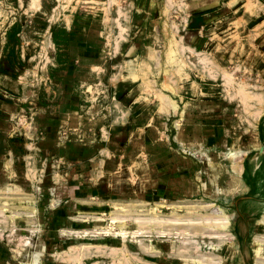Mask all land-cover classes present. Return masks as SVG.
<instances>
[{
    "label": "rangeland",
    "instance_id": "1",
    "mask_svg": "<svg viewBox=\"0 0 264 264\" xmlns=\"http://www.w3.org/2000/svg\"><path fill=\"white\" fill-rule=\"evenodd\" d=\"M108 158L112 197H71ZM258 240L264 0H0V264H264Z\"/></svg>",
    "mask_w": 264,
    "mask_h": 264
},
{
    "label": "crops",
    "instance_id": "2",
    "mask_svg": "<svg viewBox=\"0 0 264 264\" xmlns=\"http://www.w3.org/2000/svg\"><path fill=\"white\" fill-rule=\"evenodd\" d=\"M90 57H86V56H84L83 57V61L84 62H82V66H78V69L80 68V70L81 69H84V68H86V66H84V64H86L88 61H86L87 59H89ZM68 85V84H67ZM62 98H64V101H65V104H62L63 106H61V109H60V114L61 115H63V116H68V115H72V114H74V113H76L77 111H78V101H79V98H78V96L72 91V92H67V93H65V94H62ZM172 103H171V105H172V108H174L175 110L178 108V106H177V104L174 102V101H171ZM210 109H208V110H206V111H204L203 112V114L200 116V117H202L203 119L205 118H208V119H210V118H212L213 116L212 115H215V114H210V113H206V112H208ZM136 114V113H135ZM134 115V114H133ZM220 115V114H219ZM218 115V116H219ZM137 117H140V114L138 113L137 115H136ZM210 117V118H209ZM214 126H215V124L214 123H212ZM218 124V127H220V126H222V122H218L217 123ZM157 141H159V140H157ZM99 143H101V142H99ZM105 142H102V145H98V147H99V149L98 150H105V149H107L108 148V150H110V147L108 146V144H107V147H106V145L104 144ZM157 143V142H156ZM159 143V142H158ZM68 146V145H67ZM67 146H65V148L67 147ZM145 146H147V143H145ZM69 147H71V148H75V150L77 149V146L75 145V144H73L72 146H69ZM64 148V147H63ZM100 152V151H99ZM96 154V153H95ZM98 154V153H97ZM96 154V155H97ZM239 153H237L236 151H234V150H230L229 151V158L230 159H233V158H236L237 157V155H238ZM92 160V158L90 157H83L82 158V160H80V161H78V162H81V164H83V166L82 165H80L79 166V168H80V173L81 172H83V170L85 169V164H87L89 161H91ZM101 161V160H100ZM97 163L98 162V160H93V163ZM103 162H104V164H100L99 163V167L97 168V169H95V167H93V170L91 171V178H85V177H82V176H80V175H74L72 178H70L72 181H74V183H73V185H72V190H70V192H69V195L71 196V197H73V198H75V199H80V200H84V199H86V198H107L109 195H110V198L112 197V193L111 192H103L102 191V187H104V185H103V183H106L107 181H104L102 178H101V176L100 175H102V171L101 170H103L104 168H105V166H106V172H108V173H110V169H109V167L108 166H110L111 165V161H109V158H108V162L106 161L105 162V159H103ZM75 163V162H74ZM159 163H163L162 161L161 162H159ZM102 167V168H101ZM215 166H213L212 168H214ZM216 169V168H215ZM31 174V176L33 177L34 176V173H30ZM79 174V173H78ZM164 173H162V175H163ZM214 174H215V176H214V179H213V182H215L216 181V179L218 178V175L220 174V171L217 169L215 172H214ZM97 176V182H94V181H92V178L93 177H96ZM86 179H90V183H88L87 182V180ZM102 179V180H101ZM172 179V177L170 176L169 178H163L162 176H161V179H159V180H157V184L158 185H165V184H167L168 182H166L167 180H171ZM101 180V181H100ZM32 181V180H31ZM100 181V182H99ZM106 186H107V184H105ZM170 187V186H169ZM167 190H168V188H167ZM166 191V190H165ZM104 200H108V199H104ZM156 204H165V205H170L169 203H167V201H165L164 199H163V201L161 202V203H156ZM98 214H100V213H95V214H93L94 216H97ZM217 216H220V217H225V214L224 213H222V211L219 213V214H216ZM89 216H91V215H87V216H82V219H89V218H87V217H89ZM79 218H81V217H79ZM104 220V219H103ZM85 221H87V220H85ZM223 224V223H222ZM226 222H224V227L226 226ZM78 234L79 233H83V232H77ZM257 245L258 246H261L260 247V251H261V255H259L258 254V251H257V257L258 258H260V259H264V244L262 243V241H260V240H258L257 241ZM257 246V247H258ZM258 249V248H257Z\"/></svg>",
    "mask_w": 264,
    "mask_h": 264
},
{
    "label": "bare ground",
    "instance_id": "3",
    "mask_svg": "<svg viewBox=\"0 0 264 264\" xmlns=\"http://www.w3.org/2000/svg\"><path fill=\"white\" fill-rule=\"evenodd\" d=\"M162 206L163 205H165V204H161ZM158 207H160V205H157ZM158 209V208H157ZM156 210V209H155ZM159 210V209H158ZM217 210V209H216ZM157 214V213H156ZM108 227H111V231L112 232H110L111 234L113 233V234H116L117 235V233L116 232H113L114 231V227L112 226V223L111 224H108ZM98 230V229H97ZM103 230H104V228H101V231H99V232H101V233H104L103 232ZM116 230V229H115ZM106 233V232H105ZM88 234V233H87ZM259 250V249H258ZM262 251V250H261ZM35 259V257L32 259V262L30 263V264H38V263H36V261L34 260Z\"/></svg>",
    "mask_w": 264,
    "mask_h": 264
}]
</instances>
